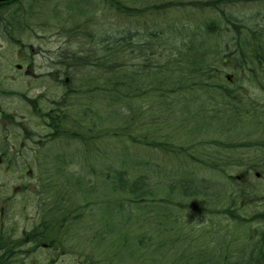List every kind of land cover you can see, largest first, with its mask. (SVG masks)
I'll use <instances>...</instances> for the list:
<instances>
[{
    "label": "rangeland",
    "instance_id": "rangeland-1",
    "mask_svg": "<svg viewBox=\"0 0 264 264\" xmlns=\"http://www.w3.org/2000/svg\"><path fill=\"white\" fill-rule=\"evenodd\" d=\"M112 1V4H107L101 0H16L0 15V42L7 39V34L16 33V38L32 43L36 50L26 49L28 62L16 56V88L24 89L26 83L31 84L29 91H19L31 97L42 95L45 97L41 101L44 107H53V101H63L61 113L67 111V116L71 117L66 119L65 128L71 131L80 129L86 140L82 142L65 131L64 136L61 133V137L39 146L38 138L46 131L36 122L44 112L35 114L25 98L16 97L17 137L10 143L16 142V151L20 150L21 144L25 143L27 147L22 149L21 157L15 159L16 173L12 169H6L4 174L0 172V183L4 180L6 187H13L16 183V191L0 189V201L3 193L5 202V216L0 222L5 221V229L16 230V237L41 222L42 207L35 189L37 168L48 173L41 175L43 182L56 180L62 185L68 195L65 212L69 218H77L69 222L73 234L65 241V250L52 252L51 249L40 248L29 257L19 255L20 264H24L22 260L25 264H48L53 256L58 260L55 264H204L209 257L219 259L224 250L225 256L236 255L240 251L250 252L257 244L248 242L247 238L250 234L256 237V227L264 224V220L259 219L264 218V173L260 177L255 174L261 171L256 164H264V147L259 145V141H264V82L262 86L260 72L254 71L253 65L252 69L245 65L240 70L235 59L224 61L225 50L233 52L231 38L235 34L229 28L226 32L224 23L216 26L206 42L203 40L197 26L217 15L209 9L214 5L211 0H122L125 14L121 13L122 8L118 10L117 6H121L118 0ZM242 1L228 8L239 19L249 21L244 26L248 34L254 30L264 31V1ZM250 19H253L251 23ZM7 22L16 24V30H6L4 23ZM81 27L85 28L83 32ZM173 27L180 28L181 33L176 34ZM125 30L132 34L124 52L130 71L139 70L141 75L146 57H154L162 63V53L176 52V48L179 51L184 44L202 40L205 43L203 49L208 53L204 60L211 62V82L223 84L239 96V103L233 109L235 103L232 102L218 114L219 101L204 95L197 102L189 89L173 87L178 86V80L172 77H181L180 73L158 75L156 83L139 76L138 83L135 80L131 83L128 79L129 90L135 94V100H128V110L124 113L127 123L123 117L114 116L113 108L120 110V105L112 108L102 106L101 112L97 108L98 117L90 128L87 125L93 119L87 121L83 117L84 96L87 94L84 87L89 90L88 84L97 86L93 98L99 99L105 93L100 90L101 81L90 78L92 73L88 69L76 70L70 65L74 62L68 56L83 44L86 48H95L86 38L90 32L100 34L108 31L115 37ZM149 40V46L142 50L141 47ZM5 45L3 57L0 56V71L10 70L15 60L11 45ZM152 50L157 53L152 55ZM218 50L224 54H217ZM99 55L97 51L91 67L97 63ZM190 57L191 53L185 54V58ZM29 62H34L31 69L38 73L60 71L66 67L69 83L63 82L62 85L54 75L52 78L45 74L19 76L22 71L17 63L25 65ZM228 74L235 76L232 81L227 80ZM250 75L257 76L260 87ZM126 76L131 77L129 73ZM141 83H146L149 88L157 85L155 93L158 99L150 101L152 93L148 91L146 95L142 88L137 92ZM161 87L175 93H167V98ZM82 88L84 91L78 92ZM68 93L71 104L67 103ZM12 103L11 96L6 98V108L10 106L13 109ZM159 104L162 105L160 110H151ZM245 107L250 108L245 112L250 119L242 115L241 109ZM151 116L157 117L160 124L148 122ZM76 118L78 121L74 122ZM142 120L148 124L142 125ZM120 124H126L127 132L133 137L114 136L113 131L122 130V127L118 129ZM23 130L35 134L32 141L24 140ZM144 140L155 143L143 144ZM166 142L172 144V153L164 147ZM35 148L40 153H35ZM195 157L205 163L195 160ZM212 158L225 162L218 161L222 167L214 170L209 166ZM39 161L41 163H37ZM21 164H31L34 173L25 174L26 167H19ZM163 167L164 170L161 169ZM178 167L186 169V175L181 177L193 182L190 188L194 191L177 193L173 200L171 196L176 189H172L169 183ZM112 170L130 171L131 178L133 174L137 178L139 174L147 176L144 207L134 218V209L138 205L126 199L123 212L109 217L119 219V227L113 228L106 226V210H113L106 202L130 199L132 195H116L111 190L110 181L108 186L105 184V174L113 180ZM243 173L242 180L235 178ZM78 174L85 179L81 189L70 185L68 179L70 175L76 177ZM2 205L0 203V207ZM128 206L133 218L129 216ZM231 218H242L243 221L236 223Z\"/></svg>",
    "mask_w": 264,
    "mask_h": 264
},
{
    "label": "trees",
    "instance_id": "trees-1",
    "mask_svg": "<svg viewBox=\"0 0 264 264\" xmlns=\"http://www.w3.org/2000/svg\"><path fill=\"white\" fill-rule=\"evenodd\" d=\"M250 1H264V0H250ZM101 2H106L107 4L113 3L112 0H101ZM211 2L214 5L210 6L209 9L214 10L216 12L217 14L216 17L212 19H207L197 26V29L200 30L202 34L203 40L206 42V39L214 33L216 26L220 27L224 23L226 32L228 30L226 28H229L235 33L233 38H231V41H233V48L235 52H233L232 56L231 55L225 56L224 59L228 57L229 58L231 57V59H235L238 62V67H240V70L245 65H249L250 68L251 65H253V70L259 71L261 74L260 84L263 86L264 31L258 30L260 32L259 33L257 30H254L253 33L248 34V30L244 29V26L248 25L247 23H249V21L245 20V18L239 19L237 16H235L234 12L231 11L230 8H228L239 2H243L242 0H211ZM120 4L121 6H117V8L118 10H121L122 8L123 12L121 13L125 14L123 8L124 2L122 0H118V5ZM252 21L253 19H250V23ZM173 29L174 30L176 29L175 30L176 34L181 33L180 28L173 27ZM84 30L85 28L81 27V32H83ZM164 32H166V30H164ZM80 34L81 33H78L79 36ZM86 38L90 39L91 44L90 43L89 44L95 46V48L94 49L91 47L86 48L85 44H83V46L80 45V49L77 52L70 53L68 58H70L74 62L70 65H73L76 70L81 71L88 69V71L92 73L90 78H94L96 82L97 80H100L101 81L100 90L105 93V96H102L99 99L93 98V94L96 92L97 86L95 85L96 86L95 87L94 84L93 85L88 84L91 88L89 90L87 89V87H84L85 93L87 94L84 96L86 104L84 105L83 117H85L87 121L93 119L90 122V124L87 125L90 126V128H91V124L94 123L95 118L98 117L97 108L101 112V109H103L102 106H107L106 108H112L116 105H120V110L113 108L115 111L114 116L118 118L123 117V119L126 120L124 118L125 115L124 113L128 110L127 107L128 100L130 99L135 100V96H134L135 94H133V92L129 90L128 79L131 80V83H133L134 80L138 83L140 80L139 76L151 79L156 83L157 76L160 75L161 73H164V75L165 74L174 75L180 73L181 77H177V76L172 77V79L178 80V82L176 83L178 84V86L175 85L173 87L178 88L183 86L184 88L189 89L190 94L196 98L197 102L200 99H202L204 95L208 96L209 98H212L215 101H219L221 103V106H219L220 109H218L219 111L226 110V106L230 105L232 102L235 103L233 105V109H234L235 106L239 103V100H237L239 96L234 95V93L228 90L227 87H225L223 84L211 82L213 78L212 72H210V70L212 69L211 62H206L204 60L205 57H208V53L203 49L205 43L200 39L184 44L179 51L176 48V52L174 51L171 54L162 53L164 54L163 58L161 57L163 60L162 63L159 61L157 62V60L154 57H146L142 65V75H141L139 70L130 71V64L128 58L124 54L125 48L129 46V43L132 38V34L130 30H125L121 35L117 34L115 35V37L108 31H104L103 33L100 34H98L97 32H93V33L90 32L89 34H86ZM150 43L151 41L149 40L145 45L141 47V49L143 50V48L145 46H149ZM120 47L122 49H120ZM227 50L228 49H226L225 51ZM97 51L100 53L99 59L97 63L94 65V67H91L92 59L94 61L97 57ZM218 51L219 52L217 54H224L222 53L221 50ZM155 53L157 52L155 51L152 52L151 54L154 55ZM187 53H191V57H190L191 59L185 58V54ZM171 56H173L174 58H171ZM127 73H129L131 77L128 78V76H126ZM188 80H190V83H186ZM255 80L258 82V78L256 75H255ZM156 87L157 85L155 87H152L151 85V88H149L146 85V83L144 84L141 83L139 85V89H137L136 91L140 92L141 88L143 89L145 94L146 92L150 91L148 93H152V94L149 96V100L153 101L154 99H158L157 96L158 94L155 93ZM160 90L162 93L164 92L163 94H165L167 98H168L167 93H175L173 91H167V89L164 90L162 87L160 88ZM83 91L84 90L82 88L79 89L78 92H83ZM69 93L67 94L68 95L67 103L71 104L69 102L70 100ZM96 102H98L97 106H95ZM151 110L157 111L160 110V108L157 107L156 109H151ZM249 110L250 108H246V107L244 108V110L241 109L242 115H245V112H248ZM63 112L64 114L61 117H56L55 114L49 115L50 120L48 124L54 130L52 135L55 136V138H59L62 135L64 136L63 133L67 131V133L70 132L68 134L78 137L79 139H81L82 142L86 141L84 137V133L80 129H75L71 131L65 128L66 119L68 118L71 119V117L67 116L66 114L67 111L63 110ZM248 117L250 118L249 115ZM157 120H158L157 117L151 116L149 117L148 122H154L158 124L159 121ZM76 121H78L77 118L74 122ZM148 122L146 123V121L142 120L141 123L142 125L145 124L147 125ZM125 125L124 124L118 125V129L122 127V130L120 131L115 130L113 131L112 134L114 136L117 135L119 138H125V139H127V137H133L132 134L127 132L128 126ZM61 133L62 135H60ZM147 141L144 140L143 144L149 143L151 145L152 143H155L149 140ZM259 142H260L259 145L264 146L263 140ZM171 145H172L171 143L166 142V145L164 146L166 147L168 153H172V151H174ZM223 146L225 148L232 149L231 146H227V145H223ZM195 160L201 163H205L203 159L198 157H195ZM218 161L220 160L212 158L211 161L209 162V166L214 170L219 169L221 165L218 164ZM220 162H225V161H220ZM39 163H41V161H39ZM256 166H258L262 170V172H264V164L262 165L256 164ZM161 169L164 170V167ZM43 170L44 169H42V171ZM185 170L186 169L184 167H178V171H175L173 174L174 178L170 180L169 185H171L172 189H176L174 194L172 193L171 196L173 200L177 198L176 196L177 193L186 194L187 191H194V189L190 188L193 182L191 180H185L181 177L183 175H186ZM42 171L37 168V173H36L38 175L37 196L38 199L40 200L39 205H41L42 207V211L39 216L41 222L35 225L34 228H32L31 231L28 232V235L31 239L35 240V247L40 245L41 242H46L51 246L65 248V241L68 240L70 234H73V229L69 225V222L71 221V219L75 220L77 218H69L68 213L65 212V202L67 201L66 198L68 195L64 190V188L62 187V185L56 180H52V182H47V183L43 182V177L41 175L44 173V171L43 172ZM112 173L114 175L112 177L113 180H109V177L111 176L109 174H105L106 176L104 178L105 184L108 186V182L110 181L111 190H113L114 191L113 193L114 194L116 193V195L117 193H120L122 196L129 194L132 196L130 199L120 198L113 200L114 202L111 200L106 202L108 206H112L113 208V210L112 209L106 210L107 218L105 219L107 221L106 226H109L111 228L115 226L119 227V222H118L119 219L109 218V217L117 213L119 214L123 212L126 199H128V202L131 201L132 203L138 205V207L134 209L135 214L133 216L135 218L138 215L139 211L141 210V207H144L143 203L146 201L144 195V191H145L144 185L147 186L146 175L144 176L143 174H139L137 178L136 174H133L131 178L130 171L112 170ZM47 174L48 173H46L45 175ZM68 179L70 185L76 187L77 189L82 188L85 180L84 177L81 176V174H78V176L76 177L70 175ZM151 200L154 201V199ZM129 212H130L129 216L131 217L132 211L128 206V213ZM168 218L171 217L168 216ZM259 233L260 235L257 236V238L259 237L258 240L254 239L253 234H250L249 237L247 238L248 242L253 243V241L255 240L254 243L257 244L253 246V250H251L250 252L240 251L236 255L232 254L230 256H225L226 251L224 250L219 259L215 260L214 257H209L208 262L204 264H264V228L259 230ZM124 234L127 235L128 232L125 231ZM26 239H27L26 236L16 238V257L24 253L22 247H24ZM77 239H79V235ZM228 245L230 246L231 244ZM246 247L248 246L246 245ZM25 252L28 253V251ZM54 261H55L54 259L51 260V262ZM17 262L18 261L16 260V263Z\"/></svg>",
    "mask_w": 264,
    "mask_h": 264
},
{
    "label": "flooded vegetation",
    "instance_id": "flooded-vegetation-1",
    "mask_svg": "<svg viewBox=\"0 0 264 264\" xmlns=\"http://www.w3.org/2000/svg\"><path fill=\"white\" fill-rule=\"evenodd\" d=\"M15 1H8V2H1L0 3V15L3 13V10L5 7L13 5ZM1 17V16H0ZM4 26L7 28L6 30H16V24H13L11 22L4 23ZM7 39H2L0 42V56L3 57V53L5 50V43L11 45L10 51L13 54V57L15 58L13 66H11V69L8 71H0V172L2 174L5 173V170L8 171L13 170L14 173H16V157H21L23 154L22 149L27 147L24 144H21L20 150L16 151L18 148V145L16 142H11V139L16 140V97H19L23 100H25L29 103L30 107L33 110H39V109H49V111H46L44 114V117L49 119V115H53V109L51 106L46 105L44 107V103L42 104L41 101H44V98L42 95L37 94L34 96H29L25 92L22 91H29L32 87L31 84L26 83V86H24V89L22 88H16V56L18 59H23L24 62H28L29 53L26 50L27 48L35 52V48L32 43H26L22 42L21 38H16V33L12 34L9 33L6 35ZM16 44L18 47H16ZM31 64H34V62L29 64H21L17 63L18 68L20 71L19 76L26 77L32 76L36 77L38 74H45L47 75V78H52V75H54V79L57 80L59 83L63 85L69 83V72L65 68H62L60 71H44V72H35L34 69H31ZM24 79V78H22ZM63 87V86H62ZM13 100L12 106L13 109H11L10 106L6 108L5 101L6 98H10ZM50 103V102H48ZM51 107V108H50ZM33 123V122H32ZM37 125L40 126L42 129H45L46 132L42 133L41 136L38 138L37 144L45 143L46 141H50L52 138V131L51 128L45 123L44 120L40 118L38 120ZM34 123V125L36 124ZM19 127V126H18ZM27 127H25V130ZM48 131V132H47ZM24 132V130H23ZM35 134H31L29 131L24 132V140L26 141H32ZM37 148L34 149V152L36 153ZM15 166V167H14ZM19 167H24V164H21ZM16 190V183L14 182L13 187L8 186L6 187L3 182L0 183V189H11ZM1 201L3 205L0 207V220H2L5 216V202L3 193H1ZM5 221L0 222V264H16V230H9L5 229L4 227ZM29 243H35L33 240L29 237ZM54 251L61 250L60 248H54Z\"/></svg>",
    "mask_w": 264,
    "mask_h": 264
},
{
    "label": "bare ground",
    "instance_id": "bare-ground-1",
    "mask_svg": "<svg viewBox=\"0 0 264 264\" xmlns=\"http://www.w3.org/2000/svg\"><path fill=\"white\" fill-rule=\"evenodd\" d=\"M174 51H172L171 53H173ZM171 53H169V54H171Z\"/></svg>",
    "mask_w": 264,
    "mask_h": 264
},
{
    "label": "water",
    "instance_id": "water-1",
    "mask_svg": "<svg viewBox=\"0 0 264 264\" xmlns=\"http://www.w3.org/2000/svg\"><path fill=\"white\" fill-rule=\"evenodd\" d=\"M0 1H5V0H0Z\"/></svg>",
    "mask_w": 264,
    "mask_h": 264
}]
</instances>
